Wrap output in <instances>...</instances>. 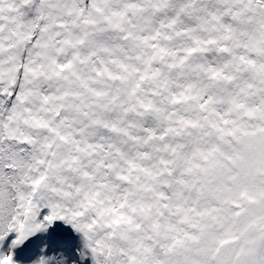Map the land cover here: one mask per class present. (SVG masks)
Segmentation results:
<instances>
[{
	"label": "snow or ice",
	"instance_id": "1",
	"mask_svg": "<svg viewBox=\"0 0 264 264\" xmlns=\"http://www.w3.org/2000/svg\"><path fill=\"white\" fill-rule=\"evenodd\" d=\"M0 264H264V0H0Z\"/></svg>",
	"mask_w": 264,
	"mask_h": 264
}]
</instances>
